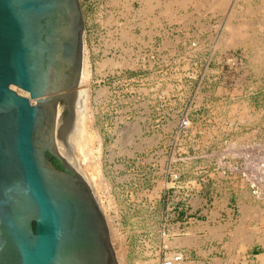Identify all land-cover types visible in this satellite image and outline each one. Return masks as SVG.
I'll list each match as a JSON object with an SVG mask.
<instances>
[{
  "label": "rangeland",
  "instance_id": "rangeland-1",
  "mask_svg": "<svg viewBox=\"0 0 264 264\" xmlns=\"http://www.w3.org/2000/svg\"><path fill=\"white\" fill-rule=\"evenodd\" d=\"M148 1L81 0L88 78L70 143L96 174L120 264L179 251L183 264H261L264 0Z\"/></svg>",
  "mask_w": 264,
  "mask_h": 264
},
{
  "label": "water",
  "instance_id": "water-1",
  "mask_svg": "<svg viewBox=\"0 0 264 264\" xmlns=\"http://www.w3.org/2000/svg\"><path fill=\"white\" fill-rule=\"evenodd\" d=\"M84 37L81 0H0V264H120L70 143Z\"/></svg>",
  "mask_w": 264,
  "mask_h": 264
},
{
  "label": "bare ground",
  "instance_id": "bare-ground-1",
  "mask_svg": "<svg viewBox=\"0 0 264 264\" xmlns=\"http://www.w3.org/2000/svg\"><path fill=\"white\" fill-rule=\"evenodd\" d=\"M149 1H150V0H149ZM149 1H148V2H149ZM176 1H178V0H176ZM180 1H181V0H179L178 2H180ZM183 1H184V0H183ZM183 1H182V2H183ZM196 1H197V0H196ZM205 1H206V0H205ZM213 1H214V0H213ZM216 1H217V0H216ZM218 1H219V0H218ZM220 1H221V0H220ZM222 1H223V0H222ZM224 2H225V1H224ZM183 3H184V2H183ZM204 3H205V2H204ZM213 3H216V2H213ZM219 3H220V2H219ZM219 3H218V4H219ZM147 4H148V3H147ZM179 4H180V3H179ZM185 4H186V3H185ZM185 4H184V5H185ZM202 4H203V3H202ZM211 4H212V3H211ZM154 5H155V4H154ZM181 5H183V4H181ZM216 6H217V5H216ZM167 7H168V6H167ZM209 8H210V7H209ZM211 8H212V5H211ZM171 9H172V8H171ZM171 9H170V10H171ZM207 9H208V8H207ZM174 14H175V13H174ZM174 14H172V15H174ZM170 17H171V16H170ZM108 20H109V19H108ZM241 35H242V34H241ZM239 37H240V36H239ZM236 38H237V37H236ZM238 39H239V38H238ZM83 62H84V63H83V65H82V71H81V76H80V84H81V81H84V80L86 81L87 78H88V70H87L86 60H84V58H83ZM128 62H129V61H128ZM133 62H134V61H133ZM121 64H122V63H121ZM185 67H186V66H185ZM79 86H80V85H79ZM13 87L16 88L18 91H20L21 93H24V94H27V95H28V92H27V91H24L23 89L17 87L16 85H13ZM103 87H104V86H103ZM107 88H108V87L106 86V88H104V89H107ZM104 89H101V90L103 91ZM99 90H100V89H99ZM99 90H98V94H99V92H101V91H99ZM79 91H80V90H79ZM82 91H83V90H82ZM103 92H104V91H103ZM78 98H79V97H78ZM77 100H78V99H77ZM77 104H78V103H77ZM81 104H82V103H81ZM80 125H81V123H80ZM80 125H79V124H78V125L76 124V129H75V131H76V135L79 134L78 131L80 130ZM83 126H84V125H83ZM81 131H82V130H81ZM84 131H87L86 128H85ZM84 133H85V132H84ZM78 138H79V137H78ZM84 139H85V138H84ZM78 140H80V139H78ZM80 141H81V142H80ZM80 141L77 142V146H79L80 144H81V145H80V147H77V148H78V149L80 148L79 150L82 151V154H81V153H80V154L83 156V161H85V160L87 161L86 157L89 156V154H90V152H91V149H90L89 147H87V139H85V140H82V139H81ZM78 143H80V144L78 145ZM81 160H82V159H81ZM80 170H81V169H80ZM81 171H82V170H81ZM90 171H91V170H90ZM82 173H83V175L85 176V173H84L83 171H82ZM92 173H94V174H93V175L91 174L92 176H90V177H86V176H85V178H86L87 180L89 179L88 181H89L90 184H93L94 180H96V174H95V172H92ZM96 173H97V172H96ZM97 174L99 175V173H97ZM98 178H99V177H97V179H98ZM91 186H92V185H91ZM92 187H93V186H92ZM93 189H94V188H93ZM155 190H156V189H155ZM246 216H247V215H246ZM263 217H264V215H263ZM263 217H262V218H263ZM245 218H246V217H245ZM252 218H253V217H252ZM262 218H260V220H261ZM243 227H244V226H243ZM176 231H177V230H176ZM236 231H237V229H236ZM238 231H239V230H238ZM244 234H245V233H244ZM236 235H237V234H236ZM249 235H250V234H249ZM247 236H248V235H247ZM258 236H259V235H258ZM263 236H264V235H263ZM182 237H183V236H182ZM195 237H196V236H195ZM238 237H239V236H238ZM240 237H241V236H240ZM260 237H261V236H260ZM183 238H184V237H183ZM185 238H186V237H185ZM185 238H184V239H185ZM187 238H188V237H187ZM241 238H242V237H241ZM248 238H250V237H248ZM177 239H178V237H177ZM259 239L261 240V238H259ZM262 239H264V238L262 237ZM175 240H176V239H174L173 241H175ZM185 240H186V239H185ZM237 240H238V239H237ZM240 240H241V239H240ZM260 240H259V241H260ZM164 241H165V240H164ZM173 241H172V243H174ZM186 241H190V242H191V239H190V240L187 239ZM247 241H248V242H247ZM247 241H246V239H245L244 243H242V244L240 243V246L244 244L245 247H247L248 245L250 246V245H253V243H254V242H252L251 240H250V241L247 240ZM263 241H264V240H263ZM180 242H181V240H180ZM242 242H243V241H242ZM249 242H250V243H249ZM261 242H262V241H261ZM169 243H170V242H169ZM182 243H183V242H182ZM192 243H193V242H192ZM263 243H264V242H263ZM263 243H262V244H263ZM167 244H168V243H167ZM183 244H184V243H183ZM177 245H178V244H177ZM240 246H239V248H240ZM242 247H243V246H242ZM245 247H244V248H245ZM239 248H238V249H239ZM244 248H242V249H244ZM179 252H180V251H179ZM227 252H228V251H227ZM172 253H174V254H172L171 257H173L174 259L177 258V257H176V252H172ZM178 254H179L180 259L176 261L177 264H179L180 262L182 263V259H181V258L185 256L184 254H183L184 256L181 255V254H182L181 252L178 253ZM258 255H259L260 258H261V257L264 258V252L259 253ZM238 256H239V254H238ZM262 258H261V259H262ZM183 261H184V260H183ZM189 261H190V260H189ZM261 261H262L263 263H262V262H260V263H261V264H264V261H263V260H261ZM244 262H246V261H244ZM184 263L186 264V261H185ZM191 263H192V262H191ZM182 264H183V263H182Z\"/></svg>",
  "mask_w": 264,
  "mask_h": 264
},
{
  "label": "built area",
  "instance_id": "built-area-1",
  "mask_svg": "<svg viewBox=\"0 0 264 264\" xmlns=\"http://www.w3.org/2000/svg\"><path fill=\"white\" fill-rule=\"evenodd\" d=\"M190 124H191V121H190V118H189L188 114H186L185 116H183L180 119V128L181 129L189 127ZM227 142H228V145L230 146V150L228 152H226V153H243L242 150H239V149L236 148L237 145H236V141L235 140H227ZM178 253L179 252H176V257L177 258L174 259L173 257H171L172 254H174V253H172L169 256L163 258L160 264H176V261L180 259Z\"/></svg>",
  "mask_w": 264,
  "mask_h": 264
}]
</instances>
